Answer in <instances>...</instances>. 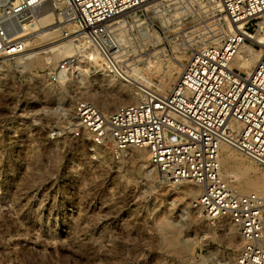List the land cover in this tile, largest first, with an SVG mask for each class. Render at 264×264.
<instances>
[{
  "label": "rangeland",
  "instance_id": "obj_1",
  "mask_svg": "<svg viewBox=\"0 0 264 264\" xmlns=\"http://www.w3.org/2000/svg\"><path fill=\"white\" fill-rule=\"evenodd\" d=\"M214 2L153 0L133 11V37L127 29L123 43L133 53V68L150 79L149 86L160 90L159 81L169 71L179 69L174 72L177 78L194 50L218 41L212 34L220 31L225 15ZM140 27H146L151 37L140 38L136 34ZM56 38L55 33L51 40ZM39 40L38 49L53 44ZM0 60V264H232L237 260L236 231L229 244L225 225L207 222L191 208L196 196L180 193L179 185L162 183L156 171L146 175L145 149L128 147L113 153L99 148L103 157L99 160L86 141L51 137L62 123L57 103L64 97L57 98L65 96V90L79 87L78 97L88 99L92 92L105 90L97 79L98 64L80 57L70 76L49 87L40 77L59 61L22 69L17 63L21 60ZM133 79L143 83L136 75ZM53 87L60 90L54 92ZM229 148L249 168V177L264 178V168ZM136 153H141L138 159ZM140 165L141 173L131 174L130 169ZM227 178L239 192H252L241 191L239 179ZM168 235L185 240L187 250L177 253L168 248Z\"/></svg>",
  "mask_w": 264,
  "mask_h": 264
},
{
  "label": "built area",
  "instance_id": "obj_2",
  "mask_svg": "<svg viewBox=\"0 0 264 264\" xmlns=\"http://www.w3.org/2000/svg\"><path fill=\"white\" fill-rule=\"evenodd\" d=\"M148 1L0 0V57L21 56L28 27L53 13L55 33L79 52L59 61L41 81L58 86L78 66V57L90 60L84 53H95L100 65L134 89L138 99L104 113L74 93L79 87L65 90L72 114L60 117L51 137L86 141L90 151L146 149L162 183L189 181L200 188L191 208L202 219L229 220L239 237V264H264V193L239 192L220 165L221 146L228 145L264 168V50L249 74L231 64L264 15V0H217L225 15L221 36L194 50L165 91L133 83V53L120 39L129 33L133 37V11ZM147 31L140 27L136 34L144 38ZM61 106L57 103L58 113Z\"/></svg>",
  "mask_w": 264,
  "mask_h": 264
},
{
  "label": "bare ground",
  "instance_id": "obj_3",
  "mask_svg": "<svg viewBox=\"0 0 264 264\" xmlns=\"http://www.w3.org/2000/svg\"><path fill=\"white\" fill-rule=\"evenodd\" d=\"M153 0H150L148 2H151ZM214 1V0H212ZM147 2V3H148ZM216 6L219 7L218 1L215 0ZM146 4V3H145ZM161 4V3H160ZM144 5V4H143ZM222 10V9H220ZM54 21V14L51 12H48L44 14L39 21L36 23L35 26L28 27V35L29 37L27 40V50L21 55L17 56L16 60H21L17 62L20 64L22 69L29 68V67H45L48 64H55L58 62L61 58H65L71 53H74L75 51H78V48L76 44H74L71 41H68L66 39H61L59 42H56L58 39H53L55 37V32L58 31V28H53V25H51ZM223 31L220 29V31L213 32L212 36H217L216 39H218L221 36V33ZM57 34V33H56ZM150 32H145L144 38H149L151 36ZM47 41L46 43H53L50 44L49 47L46 45V48L38 49L42 45H36L38 40ZM60 39V38H59ZM125 39V38H120ZM39 40V41H40ZM43 44V43H41ZM36 49V50H34ZM34 50V51H33ZM264 50V15L261 16V18L257 21V27L255 29V33H251L250 36L247 37V40L241 45L238 53L234 57L232 61V66L239 69L244 74H249L251 69L253 68L255 62L259 58L260 54ZM85 56L93 62L98 64L99 66L96 68V70L99 72L97 79L102 84V86L105 87V90L102 92H92L91 93V101L100 108V110L104 113H109L113 108H115L116 104H127L137 101L138 96L135 93L134 89L132 90L129 85L123 83L122 81L112 77L111 74H109L101 65L100 61L95 53H84ZM79 59V57H78ZM77 59L76 63L79 66V60ZM4 60V59H3ZM3 60H0L2 62ZM150 63V61H148ZM147 62V64H148ZM157 63V62H156ZM161 65V64H160ZM167 65V64H165ZM139 66V65H138ZM148 66V65H147ZM77 67V66H76ZM148 67H153L154 69H157L158 67L153 64H149ZM157 67V68H156ZM145 68V67H144ZM161 68V67H159ZM158 68V69H159ZM134 69V68H133ZM141 69V68H140ZM163 69V68H162ZM175 69V68H174ZM153 70L150 71V73ZM157 71V70H155ZM160 71V70H159ZM145 72V70H144ZM143 72V73H144ZM174 72H179V69H175L174 71H169L165 77H162L159 81V87L162 91L164 88L169 86V82H172L174 79ZM133 75L138 76L144 84L149 85L151 82L147 79L144 75H140L136 69L133 70ZM155 73V72H154ZM140 76H139V75ZM147 74V73H146ZM158 74V72H157ZM151 75V74H150ZM122 82L124 85L116 83L115 80ZM80 80V79H79ZM133 79V83H134ZM126 85V86H125ZM156 86V85H155ZM157 87V86H156ZM80 90V89H79ZM83 90V93H88L89 91L85 88H81ZM74 93H80L77 92V89L73 90ZM164 91V90H163ZM82 95V94H81ZM64 97V102H58V104H61L64 108L60 109L59 114H61V117L68 118L72 114V103L69 100L71 99V95L69 93H66L65 96H60L57 99L60 100ZM66 105V106H65ZM65 114V116L63 115ZM67 114H70L69 116H66ZM143 149L144 148H140ZM146 150V149H145ZM97 155L99 156V160H103V157L99 155V149L97 148ZM95 151V152H96ZM147 151V150H146ZM142 152V151H141ZM101 154V153H100ZM105 154V153H104ZM148 154V153H147ZM134 155V154H133ZM132 155V156H133ZM141 156V153H136L135 157L138 159ZM105 160V158H104ZM220 165H221V173L223 177L227 178V176L231 175L232 178H235L237 181L238 179V187L241 191H252L257 193H264V178L260 179H253L248 176L249 168L245 166L241 161L237 159L235 154L230 150L228 145H222L220 149ZM131 174H139L141 173V165L137 167V169L133 168L130 169ZM146 175L153 174L155 172L154 168L148 164L146 167V171H144ZM189 182V181H186ZM186 182H181L177 185L181 188L179 191L180 193H183L186 196H197L199 195L200 188L194 186V185H187ZM219 227L222 225H225L228 229L227 233V239L229 244H232L235 240L236 233L235 228L232 226V224L229 222L227 218L221 219L218 221ZM224 234V233H223ZM186 241H179L176 237L173 235H168L166 238V244L167 247L171 250L176 251L177 253H183L185 250H187V244ZM238 245V244H237ZM236 245L234 244V247ZM232 264H239L238 261H234Z\"/></svg>",
  "mask_w": 264,
  "mask_h": 264
}]
</instances>
